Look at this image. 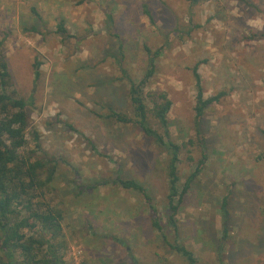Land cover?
<instances>
[{
    "label": "rangeland",
    "instance_id": "1",
    "mask_svg": "<svg viewBox=\"0 0 264 264\" xmlns=\"http://www.w3.org/2000/svg\"><path fill=\"white\" fill-rule=\"evenodd\" d=\"M60 21L67 36L57 31ZM0 40L12 88L31 98L27 111L41 148L58 159L60 174L43 204L62 212L64 264H187L150 229L138 194L101 184L116 175L137 180L165 221V166L153 165L158 150L136 127L101 116L105 107L126 106L114 58L119 42L139 76L142 43L166 41L150 88L172 101V137L185 144L181 182L201 158L192 67L199 64L205 96L226 93L199 123L207 159L176 216L177 240L215 264L206 243L220 240L218 208L229 192L227 264H264V0H0Z\"/></svg>",
    "mask_w": 264,
    "mask_h": 264
},
{
    "label": "trees",
    "instance_id": "2",
    "mask_svg": "<svg viewBox=\"0 0 264 264\" xmlns=\"http://www.w3.org/2000/svg\"><path fill=\"white\" fill-rule=\"evenodd\" d=\"M142 13L151 23L153 22V16L146 6ZM107 17L110 19V15ZM57 26L59 33L68 35L61 21ZM168 43L166 41L156 48L142 43L141 73L139 76H133L129 70V60L124 46L119 42L118 55L114 58L123 74L119 80L126 83L124 92L126 106L122 111L112 106L105 107L106 113L101 116L104 120L136 127L145 143L158 150L163 161L156 158L153 165L165 166L166 204L162 214L165 221L161 222L154 198L148 188L137 180L116 175L114 180H106L101 184L107 185L112 182L124 191L138 194L146 204L150 229L158 235L162 244L184 259L187 264H207L201 262L191 249L177 240L176 216L191 189L192 181L202 172L207 159L204 138L198 128L199 123L210 106L217 103L226 93L218 92L212 96H205L203 81L198 73L199 64L196 63L192 67L195 93L193 121L201 158L193 171L181 182L179 164L182 145L185 144L181 145L172 137L168 119L172 101L166 92L150 88L156 74L158 59L168 49ZM39 65L38 62L34 64L35 81L40 75ZM30 99L18 96L12 88L8 62L0 40V264H64L62 212L43 204L58 180L60 174L58 159L48 155L41 148L39 135L29 120L27 107L31 105ZM261 134L264 137V130ZM99 184L97 182L86 188L93 189ZM229 196V192L222 196L218 208L223 226L220 240L206 243L211 248L215 264H227L225 254L226 241L230 236L226 225L230 215ZM259 216L264 217V207ZM169 234L175 236V239L169 240Z\"/></svg>",
    "mask_w": 264,
    "mask_h": 264
}]
</instances>
